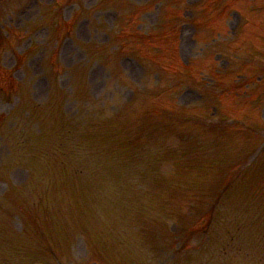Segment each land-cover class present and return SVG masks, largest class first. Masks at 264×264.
Masks as SVG:
<instances>
[{"label":"rangeland","instance_id":"374dc122","mask_svg":"<svg viewBox=\"0 0 264 264\" xmlns=\"http://www.w3.org/2000/svg\"><path fill=\"white\" fill-rule=\"evenodd\" d=\"M210 10L215 13V18L221 13L223 15L215 25L216 31L211 36L212 39L205 33L202 42L197 43L193 38L194 22H200L203 14ZM169 12L175 17L172 26L176 29L173 36L176 54L173 55L180 59L181 65L197 58L214 57L207 64H214L216 74L221 73L223 76L229 70L237 71V80L241 83L243 67L252 57L250 50L255 46L264 51V0H0V79L4 88L3 91L0 89V115L7 118L11 115L8 121L0 125V239L8 248L0 251V264H10L11 241L25 248L28 253L34 250L46 253L39 263L30 258L21 262L11 259L13 262L90 264L89 252L80 235L72 233L62 247L55 248L52 243L54 234L49 235L43 230L40 233L36 225L30 227L27 216L16 210V198L7 202V194L30 180L31 167L22 165L17 155L11 156L6 142L10 140L9 143L14 144L17 139L25 141L19 136L23 130L27 135L32 129L38 133L39 125L28 120L25 112H30L36 106L46 107L52 99L56 107L61 109L57 111L68 120L87 116L95 119L99 110L117 115L126 105L135 103L147 89L152 91V84L163 80L158 67L163 65L168 54L156 56L157 50L148 51L154 55V66H146L137 60L133 55L135 52L119 56L118 49L123 43L115 40L114 31L119 25H123L127 32L133 28L140 34L162 33L163 30L157 29ZM124 42L128 50L134 47L131 41ZM232 42L235 43L229 50L224 43ZM89 46H96L102 51H90ZM107 59L114 64L116 72H111L105 66L104 61ZM52 62L57 66L55 74L51 76L49 72L53 69ZM201 66L202 64L200 68ZM210 70L205 66L202 69V84L194 86L186 83L175 91L168 86L164 88L172 90L165 98L172 111L199 109L194 118L188 115L191 121L189 126L183 128V134V129L178 130L174 141L175 146L178 144L177 140L182 144L177 149L179 160L184 161L185 156L190 155L195 162L193 165L202 172V181L206 180L201 184L206 193L204 210L190 208L186 215L200 217L205 210L209 211L215 205L217 195L213 185L219 180L220 174L225 178L230 175L229 181H241L233 192L226 195V202L234 203L232 205L235 208L230 211V215L221 212L219 216L215 215L214 226L209 235L202 233L192 239V243H189L191 251L199 249V252H190V257L188 253L178 254L175 251H180L183 247L176 245L173 252H163L162 260L148 261L146 264H173L185 256L183 260L194 258L198 259L195 264H203L207 260L205 256L208 248L216 247L214 253H222L217 242L210 244V237L218 239L221 234L225 237L233 234L238 239L236 246L233 244L231 247V254L237 260L223 264H264V222H256L260 219L257 216L260 208L264 210V202L262 206H257L247 200L250 194L264 196V57L249 69V73L257 77L258 85L244 86L243 91L239 90L238 93H228L225 89L221 98L216 96V78L211 76ZM113 74H116L115 78ZM10 76L19 89L17 94L6 91L9 89ZM228 77L221 81L223 86L227 84ZM217 89L219 92L223 90L221 87ZM182 116L186 117L184 114ZM129 118L133 123L132 117ZM122 124L126 126L128 122L123 121ZM174 124L182 127L181 121L167 115L165 119L158 120L156 129L165 132ZM81 134L83 133H78ZM78 135L68 131L63 139L76 142ZM97 140V137L93 138V152H96L98 159L103 158V164H106L109 162V155L116 149L104 150L101 146L108 143L97 144ZM59 141L56 145L51 142L49 146H43L39 158H33L37 164L44 163L48 167L49 175H41L38 183L50 175L55 177L56 183L53 187V184L49 186L44 183L38 189L51 187L50 192L52 189L61 192L70 191V185L74 186V180L69 183L65 163V155L69 153ZM91 141L92 138L88 136L82 143L86 146ZM198 156L201 158L196 160ZM193 165L190 167L195 169ZM87 180L88 177L80 179L78 183L81 186ZM140 188L142 189V185ZM201 199L205 201L203 196ZM161 205L166 207L159 204ZM216 207L214 212L218 213L220 208ZM64 215L62 212V217ZM247 217L253 218L247 220ZM174 220L171 221V227L179 229ZM246 222L250 227L246 226ZM255 223L257 226L252 229ZM41 224L39 221V225ZM221 224L226 230L218 232ZM256 229L257 242L250 243L248 239H244ZM140 230L144 236L152 234L147 226ZM44 234L51 238L43 241ZM252 247H261L262 255ZM151 250L149 248L148 252ZM2 255L5 256L1 258ZM210 259L212 261L209 264H216L212 257Z\"/></svg>","mask_w":264,"mask_h":264}]
</instances>
